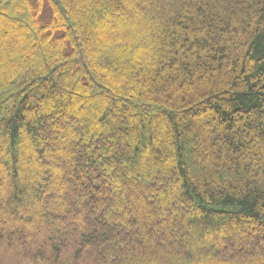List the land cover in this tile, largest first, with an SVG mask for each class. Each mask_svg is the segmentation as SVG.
I'll use <instances>...</instances> for the list:
<instances>
[{
    "label": "trees",
    "instance_id": "trees-1",
    "mask_svg": "<svg viewBox=\"0 0 264 264\" xmlns=\"http://www.w3.org/2000/svg\"><path fill=\"white\" fill-rule=\"evenodd\" d=\"M136 5L135 17L121 21L125 0H0L7 21L27 34L9 44L0 20V55L9 59L5 66L0 60V237L41 248L16 252L15 264H259L262 250L205 252L230 232L264 246V0ZM88 36L94 44L85 47ZM57 81L81 97L62 95ZM70 120L82 131L75 139L60 133L47 153L46 134ZM49 153L75 155L68 163L74 177H35L36 160ZM133 180H151L150 195L165 198L169 220L185 213L189 231L169 229L181 247L151 242L152 252L140 250L134 261L89 254L97 244L121 250L139 241L122 231H135L142 210L128 228L120 209L115 220L106 216L113 196L128 199ZM103 184L111 190L103 212L79 201L77 193L94 198ZM58 185L51 210L32 205ZM89 212L100 226L57 235L84 249L55 245L50 252L38 235L61 229L64 215L72 223Z\"/></svg>",
    "mask_w": 264,
    "mask_h": 264
},
{
    "label": "rangeland",
    "instance_id": "rangeland-1",
    "mask_svg": "<svg viewBox=\"0 0 264 264\" xmlns=\"http://www.w3.org/2000/svg\"><path fill=\"white\" fill-rule=\"evenodd\" d=\"M71 4V3H70ZM136 8L139 9V5H136ZM0 10L2 8L0 7ZM0 20H3L8 26L6 31L9 32L11 40L8 41L9 44H11L15 40H19L20 38L25 39L27 37V34H22L18 30V26L15 25V23L10 24V21H7V17L0 12ZM123 17H126L125 19H121V21H127L133 19L135 16H129L128 14H124ZM78 18V17H77ZM12 41V42H11ZM94 40L92 37H87L82 45L86 46H92L94 43ZM0 60L4 63L9 61L5 59V54L0 55ZM1 62V63H2ZM52 66V65H51ZM50 66V67H51ZM50 79V76H49ZM47 80V79H46ZM58 82V81H57ZM59 84V92L62 95L73 97L79 99L81 96L77 95L76 93H71V85H65L64 87ZM40 100L39 104H42L44 102L47 103L45 100ZM1 104V101H0ZM73 121H69L68 123H64L63 125H59L57 130L53 131L52 133H47L49 138L48 148L45 149V151L53 152L56 150V140L60 136V133L66 132L69 134L70 138L75 139L78 132L77 130L82 131L81 124H73ZM60 129V130H59ZM79 133V132H78ZM213 146V145H212ZM264 160V156H261ZM37 167L33 170L32 174L35 177L38 176H46L47 178H50L54 175H58L60 173H66L67 177H74V171L72 167L68 166L69 162L76 161V156L74 155H64V156H57L52 157L47 154L43 159H41ZM86 172V171H85ZM84 174V173H83ZM151 174L156 175V172H151ZM107 176L114 178L116 175L114 173L107 174ZM58 189H55V191H50L47 193L45 199H37L33 202L32 205L35 206L36 209H40L42 211H48V209H52V205H55V196L57 197L58 192L60 191V185L57 186ZM143 190L144 189V195L138 196L136 194L137 190ZM4 189L1 188V192ZM151 190H153L151 186V180L146 181L144 185H139L135 180L131 181V186L127 189L128 199L126 200L124 197H122V194L113 196V206H112V212L108 211L106 212V216L109 220H115L113 217V214L119 212L120 209L122 213L127 217V222L124 224L126 225V228L130 227L131 224V218L134 216L135 212L137 210H142L144 212L143 218L139 221V225L135 229V231L132 232H124L122 233L126 234L125 237L134 236L139 241L136 243H132L131 241H127V243H123L124 248L121 250H117L116 246L113 244H97L95 248L89 247L85 250L88 251L89 254H95L97 251H102L103 253L107 254L110 258H113L115 255H120L121 258H123L124 261H134L133 259L136 257L137 252L140 250L143 251L147 249V251L152 252V246L154 243L162 244L161 249L168 248V249H178L181 247L179 244L180 241L178 236L171 237L172 233L170 232V228H175V231L179 232L181 230L189 231L186 224V217L185 213H181L180 217H175V219H170L165 214H162L164 209L169 206L167 202L165 201L164 197H160L155 195L157 199H154L153 196L150 195ZM110 188L107 185H102L101 190L98 192L97 196L94 198L91 196V193L87 190H82L78 194L79 201H87L90 204H97V206L101 205L102 209L100 210V213L103 212L102 210H105L106 206L105 204L108 203V196L111 195ZM122 193V192H121ZM110 198V197H109ZM121 200L123 205L120 207L117 205L116 202ZM157 200V201H156ZM147 202H151L153 204V208L155 211H153L150 208H147ZM45 204V206H43ZM162 214V215H161ZM61 215H63L61 213ZM102 217V216H101ZM64 221H66L65 225L60 228H54V232L50 231H42L40 234V237H43L47 241L49 251L51 252L53 247L56 245L58 247H64V246H70L75 248H81L84 249L86 246L83 242H80L79 240L74 241V243H65L57 235H61L63 232L67 233H73L77 237L79 236V233L82 231H88L91 227H98L100 226V217L97 214H92V212H89L87 215L83 216L82 218L76 220L75 222L68 221L71 220L70 217H62ZM119 221V220H118ZM116 220V223H119ZM150 226V227H149ZM234 228H237L238 225H233ZM180 227V228H179ZM182 228V229H181ZM63 231L61 233V231ZM8 231V229H7ZM57 231V232H56ZM3 233V232H2ZM231 235L228 239H226V235ZM222 236L220 239H216V243H212L211 246H208V252L211 255H215L218 253H226V252H238L240 251V246H243L246 250L251 251H259L264 250L263 242L258 243H250L251 240H253L252 237L246 236L244 233L235 234V233H228ZM151 242H154L151 244ZM197 242V238L194 237V241ZM11 245V247H8ZM185 245V243H182ZM161 246V245H160ZM35 249H41L39 245L35 241L29 242L28 244L21 243L17 238L13 236L11 240H4L0 237V264H15V253L16 252H23L28 253L30 251H34ZM243 251V249L241 250ZM204 253V252H203ZM205 255V254H204Z\"/></svg>",
    "mask_w": 264,
    "mask_h": 264
},
{
    "label": "snow or ice",
    "instance_id": "snow-or-ice-1",
    "mask_svg": "<svg viewBox=\"0 0 264 264\" xmlns=\"http://www.w3.org/2000/svg\"><path fill=\"white\" fill-rule=\"evenodd\" d=\"M137 2L138 0H125L127 14L130 17L134 16L138 12V9L136 8ZM256 257L259 258V264H264V250H262L260 253H257ZM249 258H252V257H249Z\"/></svg>",
    "mask_w": 264,
    "mask_h": 264
}]
</instances>
